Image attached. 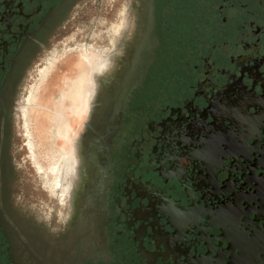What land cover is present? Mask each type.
I'll return each instance as SVG.
<instances>
[{
  "label": "flooded vegetation",
  "instance_id": "flooded-vegetation-1",
  "mask_svg": "<svg viewBox=\"0 0 264 264\" xmlns=\"http://www.w3.org/2000/svg\"><path fill=\"white\" fill-rule=\"evenodd\" d=\"M198 1L199 24L182 31L175 52L168 44L170 0H153L130 38L124 6L109 36L102 30L111 43L99 56L95 16L102 0H0V264H171L168 254L183 264L185 234L181 246L169 241L162 252L140 246L143 228L131 233L136 219L151 216L156 223L158 216L153 202L129 214L132 193L124 181L160 199L168 192L158 174L165 179L174 170L157 169L155 161L174 156L181 141L198 143L204 160L186 166L195 176L206 167L212 176L219 143L243 138L253 108L264 111V0ZM39 72L41 85L29 93ZM63 73L67 82L49 113L69 149L57 148L47 166V155L26 139L23 120L38 106L35 95L57 90ZM65 109L85 111L80 132L71 137ZM186 111L199 113L188 128ZM180 165L175 172L184 178ZM194 197V205L205 200ZM257 240L264 231L248 237L240 252L247 254ZM154 244L159 247L158 238Z\"/></svg>",
  "mask_w": 264,
  "mask_h": 264
},
{
  "label": "water",
  "instance_id": "water-1",
  "mask_svg": "<svg viewBox=\"0 0 264 264\" xmlns=\"http://www.w3.org/2000/svg\"><path fill=\"white\" fill-rule=\"evenodd\" d=\"M203 103L206 118L212 120L208 101L203 100ZM253 111L255 119L245 126L247 134L243 138L232 144L219 143V165L214 175L211 176L206 167L200 175H194L186 165L204 163L199 144L181 141L174 156L166 158L164 162L159 159L155 161L157 169L174 170V174L165 179L158 174L164 190L168 192H161L160 199L140 195L134 184L124 181L132 193V198L126 204L129 214L136 211L143 213L150 202L155 204L157 222L152 223L151 216L145 219L138 217L131 230L135 234L137 229L143 228L140 246L145 251H165L169 241L181 246V236L185 234L188 257L179 255L183 264H264V240L253 241L247 254L240 252V245L248 237L264 231V124L261 123L264 111L259 112L255 108ZM186 114L184 126L188 128L196 123L199 113L186 111ZM254 131L259 134L257 137L252 134ZM210 151L207 149V164L211 162ZM181 162L186 167L184 178L175 172H179ZM231 166L236 168L232 175L229 172ZM186 180L188 185L183 184ZM189 186L193 192L191 194L187 190ZM196 194L205 200H198L194 205ZM211 198L217 201L212 206L207 204ZM156 238L159 239L158 248L154 244ZM168 255L171 256V264H179L171 254Z\"/></svg>",
  "mask_w": 264,
  "mask_h": 264
},
{
  "label": "rangeland",
  "instance_id": "rangeland-1",
  "mask_svg": "<svg viewBox=\"0 0 264 264\" xmlns=\"http://www.w3.org/2000/svg\"><path fill=\"white\" fill-rule=\"evenodd\" d=\"M153 0H102V9L99 14L95 16L98 26L94 35V42L98 43L99 46L95 45V53L99 56L102 54L103 50L106 51L107 44L111 43L109 39L108 30H112L113 26L120 21L122 10L124 6L128 13V25L126 37L130 38L132 35L133 28L136 26L137 22L141 21V16L145 17L151 10V2ZM181 0H170L169 10L171 9L169 16L167 17L168 28H169V39L168 44L171 52H175V47L178 43L179 35L182 31H192L195 26L199 24V17L197 14L199 1L198 0H187L186 7L180 6ZM167 4L165 1L160 2L161 8ZM107 12H109L107 14ZM158 25L155 20L152 21V26ZM108 35V39L105 40L103 36V31ZM107 41V43H106ZM104 42V44H103ZM110 45V44H109ZM104 46V47H103ZM98 52V53H97ZM74 66H81V56L76 57ZM80 70V69H79ZM39 74L37 77L31 80L30 86L28 87V92L36 93L38 87L41 85L39 80ZM64 73L60 78V84L57 85V90H48L45 94L43 93V88L40 93H37L34 97V101L38 106L33 107L29 110L28 116H26V121L23 120L25 137L32 139L35 143L37 152L42 155H47V166L49 163L54 161L57 157V148H61L64 151L69 149V139H64L63 137L57 136L52 127V122L50 120L49 110L52 108V103L55 97L58 95V90L64 88L66 84V79ZM51 89V88H50ZM51 91V92H50ZM48 107V108H46ZM48 109V110H47ZM66 123L69 128V137L73 136L75 133L80 132L82 127V122L85 117V111L83 109H78L75 112H70L65 109ZM28 134V136H27ZM31 141V142H32Z\"/></svg>",
  "mask_w": 264,
  "mask_h": 264
},
{
  "label": "bare ground",
  "instance_id": "bare-ground-1",
  "mask_svg": "<svg viewBox=\"0 0 264 264\" xmlns=\"http://www.w3.org/2000/svg\"><path fill=\"white\" fill-rule=\"evenodd\" d=\"M85 72H86V71H85ZM79 75H80V74H79ZM80 80H81V79L78 77V78L74 81V83L76 84V86L79 85V84L81 83V82L79 83ZM72 81H73V80H72ZM71 84H72V83H71ZM72 85H73V84H72ZM77 87H78V86H77ZM82 93H83V92H82ZM63 104H65V103H63ZM57 105H58V104H57ZM65 105H67V104H65ZM70 105H71V104H70ZM57 111H58V109H57ZM58 114H59V113H58ZM64 114H65V113H64ZM56 116H57V115H56ZM58 121H59V120H58ZM64 124H65V123H64ZM64 124H63V125H64ZM63 125H62V126H63ZM60 127H61V126H60ZM58 132H59V131H58Z\"/></svg>",
  "mask_w": 264,
  "mask_h": 264
}]
</instances>
